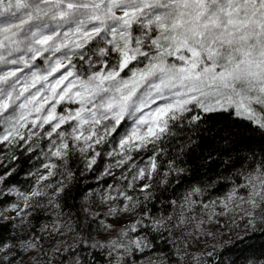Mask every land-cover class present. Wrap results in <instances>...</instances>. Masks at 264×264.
<instances>
[{"label":"snow or ice","instance_id":"obj_1","mask_svg":"<svg viewBox=\"0 0 264 264\" xmlns=\"http://www.w3.org/2000/svg\"><path fill=\"white\" fill-rule=\"evenodd\" d=\"M77 196L49 258L33 220ZM240 208L244 235L205 230ZM257 233L264 0H0V264H264Z\"/></svg>","mask_w":264,"mask_h":264},{"label":"trees","instance_id":"obj_2","mask_svg":"<svg viewBox=\"0 0 264 264\" xmlns=\"http://www.w3.org/2000/svg\"><path fill=\"white\" fill-rule=\"evenodd\" d=\"M233 156L235 153L232 154ZM227 160L228 157H220L219 154H217L216 157L213 158L211 162H208L205 164L204 167L201 168L202 161L197 160L195 162V165L197 169H199L200 174L207 173L208 175L215 177L217 174L220 175H228L226 172L227 165L222 163L221 160ZM113 171L117 175L116 181H110V183H119L120 182V170L119 169H113ZM23 175L21 176V180H23ZM94 183V182H93ZM81 188L84 187V184L80 185ZM99 187H103V185H100ZM230 184L229 182H226L224 180H221L220 183L217 185V188L210 192V199H215L216 197H223L224 194L229 190ZM182 190H178L175 194L169 189L168 191H163V189H157L156 195L159 196L160 200L163 201L165 197L169 199H174L177 196L180 195V192ZM136 195H140L139 192L136 193ZM63 203V202H62ZM156 208H160L161 204L156 203ZM211 207V205H210ZM222 209V205L216 206V211L219 212ZM97 211H100L101 213L106 211V206L100 207L96 209ZM57 211L60 212L59 216H57ZM225 214L220 215L218 217H214L212 222L209 223L206 226V231L217 233V234H224L225 238L227 237V233L232 232L233 229H236V231L240 235L245 234V229L243 225V208L240 209H234L232 211H228L227 209L224 210ZM83 217L80 212V198L79 196L76 197L75 200L69 198L66 202V204L63 205L62 211L60 210H53L49 213L38 215L36 219L33 220V224L36 227V231L43 237L41 241V245L44 249V252L49 254V258L52 259H59V257H53L52 251L56 249L57 247L66 246L68 243H72L73 239L76 237V232L69 231V228L75 229L77 226L78 221H82ZM125 219H129L128 217H125ZM54 221H58L57 227L61 229V231L64 233V236L61 237L60 232H57L55 228H52L50 233L43 232L41 230L42 225H49L50 228ZM239 225V227H237ZM219 238V236H217ZM214 241L211 236L206 237L201 240V244L199 247L205 249L206 251L212 250V245ZM249 243H253L256 246H259L261 244H264V236H260L259 233L255 237L252 238ZM60 255H63L62 253ZM41 260L44 259L43 254H41Z\"/></svg>","mask_w":264,"mask_h":264},{"label":"rangeland","instance_id":"obj_3","mask_svg":"<svg viewBox=\"0 0 264 264\" xmlns=\"http://www.w3.org/2000/svg\"><path fill=\"white\" fill-rule=\"evenodd\" d=\"M229 211V210H228ZM125 219V218H124ZM125 220H127V219H125Z\"/></svg>","mask_w":264,"mask_h":264}]
</instances>
